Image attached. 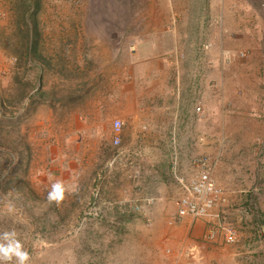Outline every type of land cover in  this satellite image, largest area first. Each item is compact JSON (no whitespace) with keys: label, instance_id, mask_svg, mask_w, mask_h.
I'll return each mask as SVG.
<instances>
[{"label":"rangeland","instance_id":"374dc122","mask_svg":"<svg viewBox=\"0 0 264 264\" xmlns=\"http://www.w3.org/2000/svg\"><path fill=\"white\" fill-rule=\"evenodd\" d=\"M220 7L225 22L208 25L205 12ZM225 53L243 56L227 61ZM159 57L174 73L171 92L187 86L201 107L197 138L170 147L192 155L187 162L218 161L214 179L228 198L222 210L234 244L221 225L206 221L197 235L193 220L175 219L176 182L173 201H142L135 185V203H118V185L136 180L122 175L124 158L111 169L118 145L109 156L81 149L82 100L113 95L128 73L144 78ZM207 74L213 89L202 84ZM106 132L100 124V137ZM185 160L175 157L184 168ZM57 182L65 189L59 203L48 198ZM5 231L17 233L28 264H264V0H0Z\"/></svg>","mask_w":264,"mask_h":264},{"label":"crops","instance_id":"0c3cea01","mask_svg":"<svg viewBox=\"0 0 264 264\" xmlns=\"http://www.w3.org/2000/svg\"><path fill=\"white\" fill-rule=\"evenodd\" d=\"M200 11L198 7L195 8L194 20L197 22L199 14L202 13ZM205 13L209 17L207 24L213 25L216 18L225 22L229 11L220 7L218 10L208 8ZM232 14L233 17H238L240 26L241 12L233 11ZM153 62L157 66L146 72L145 79L128 73L123 81H118L117 85L120 87L113 95L100 100L96 94L91 100L86 99L84 103L82 100L79 107V135L82 141L81 149L85 155H87L85 152L92 148L107 152L109 156L113 147L111 120L119 119L123 123L120 144L109 163L112 169L113 165L117 164L118 158H124L128 170L122 175L128 179L134 177L136 180L135 184H130L126 180L118 185L121 191V196L117 199L118 203H129L131 197H133L132 202L135 203L134 197L137 195L130 194L135 185L141 189L138 196L142 201L165 202L170 198L173 201L174 195L171 197L170 194L173 192L169 189H173V184H176L173 179L174 170L176 169L179 176L186 180H190L195 174V172L191 174L193 170L195 171L191 164L192 159L187 162L192 155L177 153L175 149H171L172 146L170 147L175 141H192L197 138L195 128L199 114L195 112L196 105L190 101L194 97L182 90L187 88L184 85L178 88L176 94L171 92L176 83L171 81L175 77L167 67L169 62L167 58L159 57ZM204 78L206 81L202 84L207 90L213 89L212 77L207 74ZM189 84L197 86L199 83L191 81ZM109 102L114 106L107 107ZM100 124L107 126L106 135L101 137L98 133ZM179 156L186 159L185 168L181 162L177 166L175 157ZM187 167H190L191 173H186ZM100 178H106V174L101 173ZM142 190H146V193ZM194 222V231L197 235H201L206 228V221Z\"/></svg>","mask_w":264,"mask_h":264},{"label":"built area","instance_id":"2783aa9c","mask_svg":"<svg viewBox=\"0 0 264 264\" xmlns=\"http://www.w3.org/2000/svg\"><path fill=\"white\" fill-rule=\"evenodd\" d=\"M225 60L236 59L243 56L242 53H225ZM196 114L201 108L196 106ZM123 123L115 119L112 123L113 144L119 145ZM191 164L195 174L190 180H184L177 170H174L173 179L179 187V193L174 202L176 207L175 219L190 218L193 221L205 220L213 226L221 225L223 238L226 244H234L237 241V233L231 227L225 225L223 207L228 203V198L214 179L218 161L211 157L193 158ZM150 202V201H148ZM215 232L211 229L207 232L206 238H214Z\"/></svg>","mask_w":264,"mask_h":264},{"label":"clouds","instance_id":"9594fccd","mask_svg":"<svg viewBox=\"0 0 264 264\" xmlns=\"http://www.w3.org/2000/svg\"><path fill=\"white\" fill-rule=\"evenodd\" d=\"M64 187L60 182L52 186L49 201L59 203L64 198ZM30 256L15 231L0 234V264H28Z\"/></svg>","mask_w":264,"mask_h":264}]
</instances>
